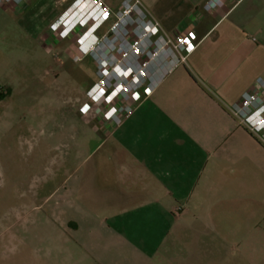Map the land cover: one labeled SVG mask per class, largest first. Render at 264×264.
I'll use <instances>...</instances> for the list:
<instances>
[{"label": "crops", "instance_id": "obj_1", "mask_svg": "<svg viewBox=\"0 0 264 264\" xmlns=\"http://www.w3.org/2000/svg\"><path fill=\"white\" fill-rule=\"evenodd\" d=\"M65 1L40 0L48 39L44 15ZM142 1L201 44L121 126L81 117L93 146L76 152V264H264V146L228 110L264 82V0L217 16L210 0ZM27 10L0 5V36Z\"/></svg>", "mask_w": 264, "mask_h": 264}, {"label": "rangeland", "instance_id": "obj_2", "mask_svg": "<svg viewBox=\"0 0 264 264\" xmlns=\"http://www.w3.org/2000/svg\"><path fill=\"white\" fill-rule=\"evenodd\" d=\"M75 2L44 15L49 39L40 0L0 36V264H76V152L93 146L78 108L97 77L79 31L52 29Z\"/></svg>", "mask_w": 264, "mask_h": 264}, {"label": "built area", "instance_id": "obj_3", "mask_svg": "<svg viewBox=\"0 0 264 264\" xmlns=\"http://www.w3.org/2000/svg\"><path fill=\"white\" fill-rule=\"evenodd\" d=\"M24 1L0 0V5L20 6ZM243 1L210 0L205 9L217 16ZM52 29L62 38L79 31L76 63L91 58L95 65L97 80L87 91L79 113L101 117L115 127L129 119L176 68L188 65L201 44L196 30L167 31L142 0H123L117 9L104 0H76ZM257 85L260 90L245 93L228 110L264 146L262 79Z\"/></svg>", "mask_w": 264, "mask_h": 264}]
</instances>
